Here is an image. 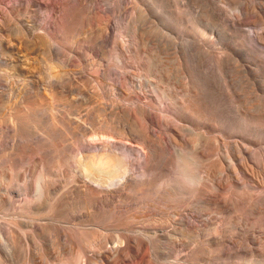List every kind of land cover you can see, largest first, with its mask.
I'll use <instances>...</instances> for the list:
<instances>
[{
    "label": "rangeland",
    "instance_id": "374dc122",
    "mask_svg": "<svg viewBox=\"0 0 264 264\" xmlns=\"http://www.w3.org/2000/svg\"><path fill=\"white\" fill-rule=\"evenodd\" d=\"M222 1L74 0V29L56 27L63 15L61 0H44L46 6L40 7L43 11L31 6L6 13L12 27L10 31L0 29V264H63L65 260L66 264H76L82 239L89 235L98 238L104 250L110 249L109 258H120L125 264H264V40L257 39V34H264V0ZM7 4L8 0L0 1V12ZM81 20L83 23L75 28ZM25 21L26 26L35 27L33 34L43 32L49 40L44 50L26 42L29 61L35 67L34 75L20 76L22 80L15 76L14 58L10 59L13 56L6 54L9 51L5 47L11 42L23 48L20 29L26 39ZM201 40L206 47L199 48L200 52H209L216 61L205 62L207 71L204 69L210 73V86L219 103V123L206 134L214 142L210 147L201 146L203 140L196 135L206 130L203 122L180 108L196 74L193 43ZM48 49L55 52L51 57ZM69 57L76 60L73 65ZM51 72L56 79H50ZM121 72L127 73L125 78H120ZM119 79L127 92L122 97L114 89ZM52 81H60L69 91L44 84ZM115 106L122 111L118 117L114 115ZM141 106L161 120L157 122L161 127L140 117ZM28 108H32L35 121L20 122V115ZM73 119L90 129L103 124L127 134L135 132V125L140 123L150 131L155 126L152 132L161 135L162 150L150 167L153 172H145L142 158L136 155L135 159L132 154L128 174L135 185H124L116 192H98L101 196L113 193L104 203L97 202L96 197L88 199L78 190L82 185L74 169L72 156L80 145L73 133L76 123L70 122ZM135 144L142 148L141 143ZM237 147L246 153H238ZM200 149L203 153L205 150V156L198 155ZM246 161L253 166L252 174L241 167ZM208 164H216L218 169L208 172ZM98 174L102 177L101 172ZM192 179H200L201 188L189 191L186 183ZM39 184L49 186L43 195ZM209 197L217 203H210ZM191 213L198 232L183 228L182 220ZM215 233L218 241L211 242L210 236ZM166 234L169 237L164 238Z\"/></svg>",
    "mask_w": 264,
    "mask_h": 264
},
{
    "label": "bare ground",
    "instance_id": "6f19581e",
    "mask_svg": "<svg viewBox=\"0 0 264 264\" xmlns=\"http://www.w3.org/2000/svg\"><path fill=\"white\" fill-rule=\"evenodd\" d=\"M1 1V0H0ZM44 1V0H43ZM43 1H41V0H8V4L6 5V10L4 11V12H0L1 14H0V29H4L5 31H6V29H9L10 28V22H11V18L6 14L7 12H9L10 13V11H15V10H17V9H19V8H21V7H23V8H28V7H31V6H34L35 8H36V10L37 9H41L40 7H42L43 5L44 6H46V4H45V2H43ZM48 1V0H47ZM74 0H61V2L63 3L62 5H61V9L63 10V15H60L61 17H60V19L58 20V22H56V27H57V29H61V28H63V27H67L68 29H74V15H72L73 14V5H72V2H73ZM76 1V0H75ZM219 1V0H218ZM222 1V0H221ZM223 2V1H222ZM47 3V2H46ZM52 3V2H51ZM48 4H50V3H48ZM56 4V3H55ZM51 5V4H50ZM76 5V4H75ZM2 6V5H1ZM49 6V5H48ZM57 6V5H56ZM59 7V6H58ZM263 7H264V5H263ZM212 9H214V8H212ZM2 10V9H1ZM23 10V9H22ZM22 10H19V11H22ZM42 10V9H41ZM45 10V9H44ZM58 10V9H57ZM222 10V9H221ZM256 10V9H255ZM18 11V12H19ZM39 11V10H38ZM43 11V10H42ZM60 12H61V10H59ZM140 11V10H139ZM214 11V10H213ZM54 12V11H53ZM216 12H217V14H219V10H216ZM55 13V12H54ZM60 14V13H59ZM80 14V13H79ZM238 15V14H237ZM242 15V14H241ZM11 16V15H10ZM59 16V15H58ZM77 16V15H76ZM12 17V16H11ZM83 17V16H82ZM84 18V17H83ZM263 18V17H262ZM15 19V18H14ZM13 19V20H14ZM16 20V19H15ZM240 20V19H239ZM17 21V20H16ZM24 21V20H23ZM47 21V20H46ZM237 21V20H236ZM36 22V21H35ZM35 22H33V23H35ZM49 22V21H48ZM85 22V21H84ZM87 22V21H86ZM138 22V21H137ZM239 22V21H238ZM20 23V22H19ZM30 23V22H29ZM36 23H38V22H36ZM83 23V20H81L80 22H78V24L76 25V27L75 28H77V27H79L80 26V24H82ZM13 24H14V22H13ZM18 24V23H17ZM25 30H26V34L28 35V36H32V38H30V41H28L27 39H28V36H26V39H25V35H24V32H23V29L21 28L20 29V32L22 33V37H23V41H25V43H23V44H25L24 46H23V48H19V46H14L15 44L13 43V45H11L9 42H6V49H5V51H9L8 53H6V54H9L10 53V56H13L12 58H10V59H13L14 58V60H11L12 61V64L14 65V67H15V72H14V74H15V76H19V78H21L20 76H22V77H25V78H30L32 75H34V70L32 69V67H35V66H32L33 64L29 61V59L31 58L30 56H29V54H30V52H28L27 50H28V47H29V45H27L26 44V42H31L32 44L34 43L35 45H38V48L39 47H42V50H44L45 48V45L46 44H48L47 43V40H49V39H47V37L45 36V35H43V34H41V33H43V32H37L38 34H33V29H35V27L34 26H32L31 25V27H29V26H26V24H28V23H26V21H25ZM235 24H238V23H236L235 22ZM256 24V23H255ZM35 25H37V24H35ZM46 25V24H45ZM105 25V24H104ZM43 26V25H42ZM107 26V25H106ZM11 27H12V25H11ZM14 27V26H13ZM20 27H23V26H21V24H20ZM84 27V26H83ZM108 28V26L105 28V29H107ZM15 29V28H14ZM13 29V30H14ZM17 29V28H16ZM204 29V28H203ZM11 29H9V31H10ZM24 30V31H25ZM37 30V29H36ZM48 30V29H47ZM206 30V29H205ZM108 32V31H107ZM204 32V31H203ZM44 33H46V32H44ZM53 33V32H52ZM144 33V32H143ZM108 34V33H107ZM7 35H9L8 33H7ZM19 35V34H18ZM108 35H110V34H108ZM17 36V35H16ZM101 36H103V35H100V37ZM213 36V35H212ZM1 37V36H0ZM13 38H14V36H12ZM146 37V36H145ZM7 38V37H6ZM9 38H11V37H9ZM18 37H16V39H17ZM58 38V37H57ZM109 38V37H108ZM111 38V37H110ZM3 39V38H2ZM1 39V40H2ZM99 39H101V38H99ZM120 39V38H119ZM257 39H261V40H264V34H257ZM17 40H19V39H17ZM177 40V39H176ZM204 40V39H203ZM203 40H201L199 43H193V49H192V51L193 52H195V54H193V55H195V58L193 59V64L194 65H192L193 67H194V69L196 70V74H195V78H194V80H192V86H191V88L190 89H188V91L187 92H185V94H184V96H183V98H182V101L180 102L181 103V106H180V108H181V110L183 111V112H186V115H187V113L189 114V115H191V116H195L197 119H199V120H201V122H203V125H204V127L206 128V130L205 131H200V132H198V134L196 133V135L201 139V140H203V145H201V146H206V147H210L212 144H214V142H212V136L210 137L211 138V140L209 141V137L207 138V132L209 131V129H211L212 127L213 128H215V126L217 125V123H219V103H218V98H216L214 95H215V92L213 91V89H212V87L210 86V80H209V78H210V76L207 74V73H209V72H207L206 73V71H207V68H206V63L205 62H209V64H210V62H216L210 55H208L209 54V52H208V54H204L202 51L200 52V50H199V48L201 49V47L204 45H206V44H202V41ZM6 41H8V40H6ZM21 40H19V44L21 43L20 42ZM52 41V40H51ZM97 41V40H96ZM101 41V40H100ZM112 41V40H111ZM178 41V40H177ZM1 42V41H0ZM49 42V41H48ZM121 42V40L120 41H118V43H120ZM124 42V41H123ZM205 42V41H204ZM31 43H29V44H31ZM52 43V45H53V42H51ZM68 43V42H67ZM31 44V45H32ZM56 44V43H55ZM95 44V43H94ZM121 44V43H120ZM17 45V44H16ZM59 44H56V46H58ZM75 45H76V43H75ZM90 44H88V46H89ZM98 45V44H97ZM263 45V44H262ZM60 46V45H59ZM70 46V45H69ZM122 46V45H121ZM37 47V46H36ZM35 47V48H36ZM105 47V46H104ZM172 47H174V46H172ZM176 47V46H175ZM175 47H174V49H175ZM178 47V46H177ZM206 47V46H205ZM4 48V47H3ZM30 48V47H29ZM77 48V47H76ZM90 48H94V47H92V44H91V46H90ZM118 48V47H117ZM123 48V47H122ZM64 49H66V48H64ZM163 49V48H162ZM177 49V48H176ZM179 49H181V48H179ZM79 50V49H78ZM103 50V49H102ZM203 50V49H202ZM206 50V49H205ZM208 50V49H207ZM206 50V51H207ZM227 50V49H226ZM46 51V50H45ZM98 51V50H97ZM164 51V50H163ZM165 51H166V49H165ZM179 51V50H178ZM183 51V50H182ZM192 51H191V53H192ZM205 51V52H206ZM218 51V50H217ZM31 52H32V50H31ZM41 52V51H40ZM58 52V51H57ZM42 53V52H41ZM46 53L50 56V54L51 53H55V52H53V51H51L50 49H48L47 51H46ZM105 53V52H104ZM1 54V53H0ZM212 54V53H211ZM32 55V54H31ZM35 55V54H34ZM33 55V56H34ZM40 55V54H39ZM52 55V54H51ZM67 55H68V53H67ZM89 55V54H88ZM184 55V54H183ZM193 55H192V58H193ZM1 56V55H0ZM35 56H37V55H35ZM55 56V55H54ZM65 56V55H64ZM76 55H74V57H75ZM115 58L117 57H119V55H118V53L116 54H114L113 55ZM2 57V56H1ZM37 57H39V56H37ZM40 57H43L42 55L40 56ZM51 57V56H50ZM55 57H57V55L55 56ZM9 58V57H8ZM102 58V57H101ZM179 58V57H178ZM1 59V58H0ZM4 59V58H3ZM3 59H2V61H3ZM35 59V58H34ZM48 59V58H47ZM64 59V58H63ZM69 59V61L71 62V64L72 63H74L76 60H74L72 57H69L68 58ZM217 59V58H216ZM220 59V58H219ZM7 60V59H6ZM38 60V59H37ZM55 61H57L56 59H54ZM62 60V59H61ZM65 60H66V58H65ZM95 60H97V59H95ZM94 60V61H95ZM177 60V59H176ZM180 60V59H179ZM1 61V60H0ZM49 61V60H48ZM59 61V60H58ZM80 61V60H79ZM98 61H100V60H98ZM181 62H182V60H180ZM192 61V60H191ZM239 61V60H238ZM14 62V63H13ZM53 62V61H52ZM62 62V61H61ZM69 62V63H70ZM78 62V61H77ZM81 62V61H80ZM240 62V61H239ZM34 63V62H33ZM36 63V62H35ZM60 63V62H59ZM90 62H88V64H89ZM179 64H180V62H178ZM191 63V62H190ZM213 63V64H214ZM11 64V65H12ZM37 64V63H36ZM36 64H34V65H36ZM87 64V63H86ZM92 64V63H91ZM100 64V63H99ZM205 64V65H204ZM208 64V65H209ZM212 64V63H211ZM70 65V64H69ZM68 65V66H69ZM73 65V64H72ZM71 65V66H72ZM79 65V64H78ZM182 65V64H181ZM183 65L184 66H186L187 65V63H186V61L185 60H183ZM8 66H10V65H8ZM56 66V65H55ZM64 66V65H63ZM66 66V65H65ZM82 66V65H81ZM50 67V66H49ZM171 67V66H170ZM181 67V66H180ZM208 67V66H207ZM212 67V66H211ZM217 67V66H216ZM244 67V66H243ZM97 68V67H96ZM171 68H173V67H171ZM171 68H169L170 70H171ZM187 68V67H186ZM190 68V67H189ZM256 68V67H255ZM13 69V68H12ZM17 69V70H16ZM37 69V68H36ZM78 69V68H77ZM81 69H82V67H81ZM206 71H205V70ZM38 70V69H37ZM62 70V69H61ZM74 70H76V69H74ZM83 70V69H82ZM178 70H180V68H178ZM188 70V69H187ZM212 70V69H211ZM8 71V70H7ZM63 71V70H62ZM85 71V70H84ZM87 71H88V69H87ZM94 71V70H93ZM99 71V70H98ZM122 71V70H121ZM36 72V71H35ZM47 72V71H46ZM54 72H56V71H54ZM72 72V71H71ZM76 72V71H75ZM77 72H79V71H77ZM90 72V71H89ZM120 72V71H119ZM181 72H183V71H181ZM12 73V72H11ZM41 73V72H40ZM64 73V72H63ZM44 74V73H43ZM65 74H67V73H65ZM87 74V73H86ZM120 74V78H125L126 77V75L125 74H127V73H125V72H121V73H119ZM210 74V73H209ZM220 74V73H219ZM36 75V74H35ZM61 75V74H60ZM64 75V74H63ZM88 75V74H87ZM87 75H85V77H87ZM90 75H92V74H90ZM4 76V75H3ZM14 76V77H15ZM37 76H38V74H37ZM49 77H50V79H56V74H53L52 72L51 73H49V75H48ZM98 76V75H97ZM12 77V76H11ZM10 77V78H11ZM48 77V78H49ZM58 77V76H57ZM67 77H70V76H67ZM223 77V76H222ZM7 78H9V76L7 77ZM16 78V77H15ZM18 78V79H19ZM34 78V77H33ZM39 78V77H38ZM72 78V77H71ZM76 78V77H75ZM81 78V77H80ZM187 78V77H186ZM5 79V78H4ZM17 79V78H16ZM22 80H23V78H21ZM34 79H36V77L34 78ZM64 79V78H63ZM82 79V78H81ZM128 79V78H127ZM192 79V78H191ZM212 79H213V77H212ZM42 80V79H41ZM74 80V79H73ZM36 81V80H35ZM186 81H188V80H186ZM48 82H49V80H48ZM70 82V81H69ZM191 82V81H190ZM212 82V81H211ZM22 83H23V81H22ZM115 83V82H114ZM20 84V83H19ZM43 84V83H42ZM45 85H50L51 87H53V88H60V89H62V90H65L66 89V91L68 90L69 91V89L68 88H66L65 86L66 85H64L63 83L61 84V82L59 81H52V82H50V84H46V82L44 83ZM186 84V83H185ZM212 84H213V82H212ZM224 84V83H223ZM38 85V84H37ZM187 85V84H186ZM214 85V84H213ZM254 85H255V83H254ZM23 86H24V84H23ZM32 86V85H31ZM30 86V87H31ZM69 86H70V84H69ZM125 86V85H124ZM71 87V86H70ZM187 88H189L188 86H187ZM27 89V88H26ZM75 89V88H74ZM77 89V88H76ZM114 89L116 90V93L119 95V96H121L122 97V95L123 94H125V92H124V90H123V87H122V79L120 80H118V82H116L115 84H114ZM125 89V88H124ZM186 89V88H185ZM218 89H220V88H218ZM71 90V89H70ZM79 90H81V89H79ZM78 90V91H79ZM93 90V89H92ZM92 90H90V91H92ZM217 90V89H216ZM84 91V90H83ZM258 91V90H257ZM26 92H28V91H26ZM71 92V91H70ZM82 92V91H81ZM65 93H67V92H65ZM72 93H76V92H73L72 91ZM92 93V92H91ZM127 93V92H126ZM78 94V93H77ZM70 95V94H69ZM81 95H83L82 93H81ZM80 95V96H81ZM78 96V95H77ZM94 96V95H93ZM79 97V96H78ZM78 97H76V99L78 98ZM82 97V96H81ZM64 98V97H63ZM70 98V97H69ZM75 98V97H74ZM84 98H85V96H84ZM94 98V97H93ZM96 98V97H95ZM71 99V98H70ZM80 99V98H79ZM78 99V100H79ZM88 99V98H87ZM139 99V98H138ZM66 100V99H65ZM89 100V99H88ZM122 100H123V98H122ZM82 101V100H81ZM92 101V100H91ZM119 101H121V100H119ZM84 102V101H83ZM86 102V101H85ZM106 102V101H105ZM67 103V102H66ZM106 104H107V102H106ZM123 104V103H122ZM67 105V104H66ZM79 105V104H78ZM101 105V104H100ZM121 105V104H120ZM246 105V104H245ZM103 106V105H102ZM123 106V105H122ZM138 106H140V104L138 105ZM143 106V105H142ZM142 106L140 107V108H142ZM154 106V105H153ZM79 107V106H78ZM125 107V106H124ZM144 107V106H143ZM75 108V107H74ZM96 108V107H95ZM99 108V107H98ZM101 109H103V108H101ZM69 110V109H68ZM80 110V109H79ZM82 110V109H81ZM89 110V109H88ZM148 110V109H147ZM151 111H152V109H150ZM96 111V110H95ZM149 111V110H148ZM122 111H121V108H119L118 106H115V111H114V115H120V113H121ZM127 112V111H126ZM135 112V111H134ZM133 112V113H134ZM139 113H140V117H142L143 119H144V121H148L149 122V124L151 123L152 125H155V126H159V125H157V122L159 121V120H157V118L155 117V115L154 116H151L152 114H151V112L149 113L148 112V114L145 112V109H139V111H138ZM164 112V111H163ZM33 113L34 112H32V108H28V110L23 114V115H20V122H23L24 120L26 121H28V122H31V121H33ZM68 113H69V111H68ZM81 113V112H80ZM129 113V112H128ZM155 113V112H154ZM157 113V112H156ZM166 113V112H165ZM176 113V112H175ZM41 113H39V115H40ZM64 114V113H63ZM151 114V115H150ZM43 115V114H42ZM92 115V114H91ZM98 116H100L99 114H97ZM104 115V114H103ZM132 120H133V118L131 117V115L130 114H127ZM159 115V114H158ZM157 115V116H158ZM181 115V114H180ZM35 116V115H34ZM58 116H60V115H58ZM82 116V115H81ZM102 116V115H101ZM138 116V115H137ZM36 117V116H35ZM105 117V116H104ZM118 117V116H117ZM120 117V116H119ZM139 117V116H138ZM137 117V118H138ZM172 117V116H171ZM60 118H61V116H60ZM97 118V117H96ZM95 118V119H96ZM121 118V117H120ZM165 117H163V118H161V119H163V120H165L164 119ZM166 118H168L167 117V115H166ZM66 119H67V117H66ZM119 119V118H118ZM170 119V118H169ZM175 119V118H174ZM137 119L135 118V121H136ZM167 120V119H166ZM35 121V120H34ZM33 121V122H34ZM61 121H64V120H62L61 119ZM134 121V120H133ZM169 122H170V120H168ZM178 121V120H177ZM66 122V121H65ZM70 122L71 123H76V125L75 126H73V133H75L76 135H77V143L80 145V149H78L77 150V152H76V154H73V156H72V158L74 159V169H75V171H76V175L80 178V181L81 182H78V183H81V189H78L79 191H81V193L82 194H85L86 196H87V198L88 199H95V197H96V201L97 202H99V203H104V201L103 200H106L107 199V197L108 196H113L112 194H108L107 196L106 195H104V196H101V195H98L97 193L99 192L100 193V191H109V190H111V192L113 191V192H116V191H119L120 189L119 188H121L122 186H132V185H135V184H133L134 182H135V179H133V178H130V173L128 174V171H129V169H131L132 168V166H131V168H129V166H130V158H131V155L132 154H135V157H136V155L137 156H140V158H142V168H143V170L146 172L147 170H149L150 169V167H151V165L152 164H154L155 162H154V159H156V157L158 156V155H160L159 154V152L162 150V148H161V143H159L160 142V136H158L155 132H152L153 131V128L155 127H153L151 130L152 131H150V130H148L146 127H145V123L144 124H142V125H135V132H130V134H127V133H125L123 130H114V129H112L111 127H109V126H107V125H100L98 128H94V129H90V128H88V127H85V126H82V125H80L81 123H83V122H79V123H77V122H75V120L73 119V121L72 120H70ZM159 122H161V120L159 121ZM194 122V121H193ZM138 123H139V121H138ZM168 123V122H167ZM173 122H171L170 124H172ZM200 123V122H199ZM205 123V124H204ZM31 124V123H30ZM39 124V123H38ZM83 124H85V123H83ZM89 124H90V122H89ZM134 124V123H133ZM137 124V123H136ZM162 124V123H161ZM33 125H35L36 126V123L35 124H33ZM65 125H66V123H65ZM87 125V124H86ZM168 125V124H167ZM69 126V125H68ZM71 126V125H70ZM88 126V125H87ZM134 126V125H133ZM149 126H151V125H149ZM171 126V125H170ZM170 126H169V128H170ZM152 127V126H151ZM159 127H161V126H159ZM165 127V126H164ZM220 127V126H219ZM16 128H17V126H16ZM52 128V127H51ZM93 128V127H92ZM150 128V127H149ZM174 129H176L175 128V126L173 127ZM203 128V127H202ZM201 128V129H202ZM218 128V127H217ZM15 129V128H14ZM21 129V128H20ZM23 129V128H22ZM56 129V128H55ZM117 129V128H116ZM133 129V128H132ZM154 129H156V127L154 128ZM174 129H170L171 130V132L173 131L174 133H175V131H174ZM178 129V128H177ZM220 129V128H219ZM24 130V129H23ZM35 130V129H34ZM43 131V130H42ZM52 131V130H51ZM129 131H130V129H129ZM156 131V130H155ZM158 131V130H157ZM177 131V130H176ZM162 132H163V130H162ZM170 132V133H171ZM178 132H180L179 130H178ZM193 132H194V129H193ZM217 132V131H216ZM219 132V131H218ZM28 132H26V134H27ZM30 133V132H29ZM57 133V132H56ZM129 133V132H128ZM165 133V132H164ZM182 133V132H181ZM38 134V133H37ZM37 134H35L34 136H36ZM40 135H41V133H39ZM38 134V135H39ZM71 134H72V132H71ZM195 134V133H194ZM209 134H211V133H209ZM37 135V136H38ZM171 135V134H170ZM21 136V135H20ZM42 136H44V137H46L44 134L43 135H41V136H39V137H42ZM54 136V135H53ZM74 136V135H73ZM168 136V135H167ZM166 136V137H167ZM162 137H163V135H162ZM165 137V138H166ZM170 137V136H169ZM172 137L174 138L175 136H173V134H172ZM214 137V136H213ZM31 138V137H30ZM32 139V138H31ZM42 139V138H41ZM44 139V138H43ZM196 139V138H195ZM199 139V140H200ZM215 139V138H214ZM24 140H25V138H24ZM34 140V139H33ZM165 140V139H164ZM169 140H171V139H169ZM175 140V138L173 139V141ZM191 140H194V138L193 139H191ZM196 140H198V139H196ZM195 140V141H196ZM199 140L197 141V142H199ZM34 141H36V140H34ZM163 141V140H162ZM167 141V140H166ZM172 141V140H171ZM177 142H178V140H176ZM141 143V146H142V148L140 147V145L138 146V144H135V143ZM168 142V141H167ZM179 142H181V141H179ZM197 142H196V144H197ZM202 142V141H201ZM217 143V142H216ZM163 144H164V141H163ZM167 144V143H166ZM165 144V145H166ZM195 144V145H196ZM219 144V143H218ZM200 144H198V146H199ZM45 146V145H44ZM78 146V145H77ZM197 146V145H196ZM179 147H181V146H179ZM194 147V146H193ZM213 147V146H212ZM240 147V146H239ZM79 148V147H78ZM167 148V147H166ZM166 148H165V150H166ZM182 149V148H181ZM194 149V148H193ZM195 149H197V147L195 148ZM199 149V148H198ZM209 149V148H208ZM251 149V148H250ZM204 150V149H203ZM237 150H239L238 149V147H237ZM182 151V150H181ZM206 151H208L207 150V148H206ZM254 151V150H253ZM227 152H228V150H227ZM242 153V155L243 154H245L246 153V151L243 149V148H241L240 150H239V152L238 153ZM197 153H198V155H200V156H205L204 155V153H205V150H204V153L203 152H201V149L200 150H197ZM68 154V153H67ZM193 154V153H192ZM69 155V154H68ZM164 155V154H163ZM194 155V154H193ZM78 156V157H77ZM197 156V155H196ZM199 156V157H200ZM207 156V155H206ZM77 157V158H76ZM132 157H134V156H132ZM161 156H159V158H160ZM163 157V156H162ZM191 157H192V155H191ZM190 157V158H191ZM230 157H231V155H230ZM63 158L64 157H62L61 159L63 160ZM140 158H138V159H140ZM158 158V159H159ZM164 158V157H163ZM198 158V157H197ZM204 158V157H203ZM132 159V158H131ZM135 159H137V157L135 158ZM191 159H194V158H191ZM40 160H41V158H40ZM70 160V159H69ZM141 160V159H140ZM43 161V160H42ZM161 161H163V159H161ZM193 161H197V159L196 160H193ZM245 161V160H244ZM47 162V161H46ZM45 162V163H46ZM58 162V161H57ZM132 162L134 163V161L132 160ZM132 162H131V164H132ZM136 162V161H135ZM139 162V161H138ZM140 162V163H141ZM154 162V163H153ZM218 162V161H217ZM243 162V161H242ZM44 163V164H45ZM63 163V162H62ZM73 163V162H72ZM64 164V163H63ZM242 165H241V167L245 170V172H247V173H250V174H252L253 173V166L252 165H250V164H247V161H246V163H241ZM42 166H43V163L41 164ZM59 165V164H58ZM57 165V166H58ZM68 165H69V163H68ZM158 165V164H157ZM216 164H208L207 165V170H208V172H210V171H214L217 167L215 166ZM263 165H264V163H263ZM234 166V165H233ZM60 167V166H59ZM236 167V166H235ZM256 167V166H255ZM254 167V168H255ZM46 168V167H45ZM73 168V167H72ZM158 168V167H157ZM154 169V168H153ZM218 169V168H217ZM46 170H47V168H46ZM142 170V169H141ZM142 170V171H143ZM151 170V169H150ZM149 170V173L152 171H150ZM157 170V169H156ZM233 170H234V168H233ZM236 170V169H235ZM61 171V170H60ZM141 171V172H142ZM220 171V170H219ZM99 172H101L102 173V177H100L99 176ZM153 172V171H152ZM207 172V171H206ZM75 173V172H74ZM154 173H155V171H154ZM216 173V172H215ZM44 174H46V175H48L47 174V172H44ZM143 174H144V172H143ZM146 175H147V173H145ZM212 174H213V172H212ZM8 175H12V174H8ZM155 175V174H154ZM210 175H211V173H210ZM239 175V174H238ZM144 176V175H143ZM151 176V175H150ZM178 176V175H177ZM258 176V175H257ZM138 177H140V176H138ZM147 178H148V176H146ZM184 177V176H183ZM200 177V176H199ZM210 177V176H209ZM49 178V177H48ZM144 178V177H143ZM142 178V179H143ZM17 179V178H16ZM134 180V181H133ZM146 180V179H145ZM200 180V179H199ZM205 180V179H204ZM13 181H14V179L13 178H11V182L13 183ZM47 181V180H46ZM130 181L132 182V183H130ZM137 181V180H136ZM214 181V180H213ZM263 181V180H262ZM144 182V181H143ZM203 183V182H202ZM264 183V182H263ZM41 184H39V186H38V190L40 191L39 193L41 194V195H43V194H45V192H47V190H48V188H49V186L48 185H44V186H40ZM27 186V185H26ZM179 186H181V185H179ZM178 186V187H179ZM207 186V185H206ZM257 186V185H256ZM259 186H263V185H261V183H260V185ZM23 189H25V186H21ZM177 187V186H176ZM204 187V186H203ZM27 188V187H26ZM123 188V187H122ZM121 188V189H122ZM131 188V187H130ZM199 188H201V187H199ZM217 188V187H216ZM125 189V188H124ZM204 189V188H203ZM219 189V188H218ZM200 190H202V189H200ZM199 190V191H200ZM215 191V190H214ZM103 193V192H102ZM209 193H211V192H209ZM208 192L206 193V194H209ZM104 194H106V193H104ZM118 194V193H117ZM119 195V194H118ZM117 195V196H118ZM121 195V194H120ZM196 195V194H195ZM3 196V195H2ZM5 196V195H4ZM84 196V195H83ZM200 196V195H199ZM85 197V196H84ZM207 197V196H206ZM205 197V198H206ZM2 198V197H1ZM110 198V197H109ZM199 198H201V197H199ZM117 199H118V197H117ZM4 200V199H3ZM6 200V199H5ZM209 201H210V203H217V201L218 200H216L215 198H211V197H209ZM208 201V202H209ZM207 202V201H206ZM186 212V211H185ZM192 212V211H191ZM184 213V212H183ZM188 213H190V211L188 212ZM202 213V212H201ZM187 214V213H186ZM185 214V215H186ZM141 215V214H140ZM184 215V214H183ZM195 215V214H194ZM186 217V218H185ZM184 217V220H182V222L184 223L183 225H184V227L183 228H185L184 230H188V231H190V232H196L197 230H198V227H197V225H196V221H194L195 219H194V217L192 216V213L191 214H189V216H185ZM145 218V217H144ZM152 218V217H151ZM150 218V219H151ZM165 218V217H164ZM167 218H169V217H166V219ZM179 218H181V217H179ZM200 218V217H199ZM202 218V217H201ZM129 219V218H128ZM156 219V218H155ZM175 219H177V218H175ZM193 219V220H192ZM36 220V219H35ZM149 220V219H148ZM154 220V219H153ZM163 220V219H162ZM162 220H161V222H162ZM169 220V219H168ZM172 220V219H171ZM198 220V219H197ZM150 221V220H149ZM155 221V220H154ZM157 221H160V220H158L157 219ZM179 221V220H178ZM33 222V221H32ZM132 222V221H131ZM152 222V221H151ZM164 222V221H163ZM174 222H175V220H174ZM173 222V223H174ZM196 222V223H195ZM204 222V221H203ZM202 222V223H203ZM159 223V222H158ZM165 223H167V222H165ZM171 223V222H170ZM199 223V222H198ZM206 223V222H205ZM128 224V223H127ZM163 224V223H162ZM172 224V223H171ZM34 225V224H33ZM159 224H157V226H158ZM169 225V224H168ZM174 225V224H173ZM173 225H171V226H173ZM199 225V224H198ZM125 226V225H124ZM176 226V225H175ZM174 226V227H175ZM177 226H178V224H177ZM180 226V225H179ZM182 226V225H181ZM180 226V227H181ZM161 227V226H160ZM163 227H166V226H163ZM159 228V227H158ZM167 228H169V226L167 227ZM172 228V227H171ZM129 229H131V228H129ZM157 229V228H156ZM149 230V229H148ZM151 230H153V229H151ZM174 230H175V228H174ZM203 230H201V232H202ZM213 231V230H212ZM175 232V231H174ZM182 232V231H181ZM190 232H188V233H190ZM198 232V231H197ZM217 232H219V230L217 231ZM161 233V232H160ZM166 233V232H165ZM168 233V232H167ZM171 233V232H170ZM169 233V234H170ZM173 233V232H172ZM183 233V232H182ZM175 234V233H174ZM185 234V233H184ZM191 234V233H190ZM219 234H220V232H219ZM125 235V234H124ZM129 235V234H128ZM171 235V234H170ZM181 235V234H180ZM193 234H191V236H192ZM198 235H200V234H198ZM202 235V234H201ZM123 236V235H122ZM161 236V235H160ZM207 236H208V234H207ZM163 237V236H162ZM167 237H169V235L168 234H166L165 236H164V238H167ZM211 238L209 239V240H211V242H215L216 240L218 241V236H217V233H215V235H212V236H210ZM13 238V237H12ZM96 238V237H95ZM95 238H93L91 235H89V236H87V237H83V241H82V248H80L81 249V254H80V259H79V261L76 263V264H125L126 263V261L125 260H122V259H118V258H109V254L111 253L109 250L110 249H103L102 247H100L99 245H100V243H99V241L100 240H98V238H97V240L95 239ZM220 238H222V237H220ZM224 238H227V236L225 237L224 236ZM235 238H237V237H235ZM247 239H249V238H247ZM130 240V239H129ZM129 240L127 241V243L129 244V245H131L130 243H129ZM137 240V239H136ZM171 240V239H170ZM198 240V239H197ZM221 240V239H220ZM230 240H231V238H230ZM229 240V241H230ZM233 240H234V238H233ZM120 241V240H119ZM118 241V242H119ZM123 241V240H122ZM122 241H120V243H122ZM135 241V240H134ZM14 242V241H13ZM139 242V241H138ZM144 242V241H143ZM177 242H178V240H177ZM176 242V243H177ZM183 242V241H182ZM101 243H103L104 244V242H101ZM136 244H137V242H135ZM140 243H142V242H140ZM146 243V242H145ZM172 243V242H171ZM181 243V242H180ZM184 243V242H183ZM127 244V245H128ZM134 244V243H133ZM216 244V243H215ZM106 245V244H105ZM110 245V244H109ZM114 245V244H113ZM138 245H139V243H138ZM142 245V244H141ZM180 245V244H179ZM203 245V244H202ZM116 246H117V244H116ZM230 246V245H229ZM252 246V245H251ZM104 247V246H103ZM135 248H136V246H134ZM181 247H182V244H181ZM184 247V246H183ZM201 247V246H200ZM204 247V246H203ZM103 249L102 251L100 250V249ZM108 248V247H107ZM125 248H127V247H125ZM124 248V249H125ZM142 248V247H141ZM65 249V248H64ZM68 249V248H67ZM116 249V248H115ZM130 249V248H129ZM211 249V248H210ZM127 250V249H126ZM214 250V249H213ZM67 251V250H66ZM111 251H112V253H113V251L114 250H112L111 249ZM110 252V253H109ZM219 252V251H218ZM121 253H122V249H121ZM141 253V252H140ZM139 253V251H138V255L140 254ZM113 254H115V252L113 253ZM130 254V253H129ZM129 254H128V256H129ZM136 254V253H135ZM74 255V254H73ZM112 255V254H111ZM117 255V254H116ZM125 255L127 256V253H125ZM137 254H136V256H138ZM72 256V255H71ZM132 256H134V255H132ZM77 257V256H76ZM143 258V257H142ZM141 258V259H142ZM125 259V258H124ZM129 259V258H128ZM142 261V260H141ZM146 261V260H145ZM143 262H144V259H143ZM67 263V260H65L64 262H63V264H66ZM133 263H135V262H133Z\"/></svg>",
    "mask_w": 264,
    "mask_h": 264
},
{
    "label": "clouds",
    "instance_id": "9594fccd",
    "mask_svg": "<svg viewBox=\"0 0 264 264\" xmlns=\"http://www.w3.org/2000/svg\"><path fill=\"white\" fill-rule=\"evenodd\" d=\"M186 187L189 191H195L199 187V180L192 179L186 183Z\"/></svg>",
    "mask_w": 264,
    "mask_h": 264
}]
</instances>
